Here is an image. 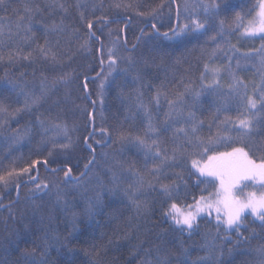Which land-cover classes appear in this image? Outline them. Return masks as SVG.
Segmentation results:
<instances>
[{
    "label": "trees",
    "instance_id": "16d2710c",
    "mask_svg": "<svg viewBox=\"0 0 264 264\" xmlns=\"http://www.w3.org/2000/svg\"><path fill=\"white\" fill-rule=\"evenodd\" d=\"M260 1L0 0V174L41 161L0 183V264H264L259 217L227 228L210 209L187 229L166 215L173 202L216 199L219 181L191 165L205 147L264 160V102L249 110L244 88L264 58L240 36ZM191 19L205 27L173 36ZM206 64L224 66L217 83ZM245 116L256 117L250 135L237 131ZM136 137L177 158L156 172Z\"/></svg>",
    "mask_w": 264,
    "mask_h": 264
},
{
    "label": "snow or ice",
    "instance_id": "6c2138e0",
    "mask_svg": "<svg viewBox=\"0 0 264 264\" xmlns=\"http://www.w3.org/2000/svg\"><path fill=\"white\" fill-rule=\"evenodd\" d=\"M119 7V5H117ZM206 14H210L218 5L215 4H205L203 5ZM258 16L260 17V26L255 28H250L248 31L250 34L255 35L256 33H264V0H261L259 4V12ZM81 18H83V14H81ZM107 21V17L103 18ZM87 27L91 29L93 27V22L89 20L87 22ZM153 28L156 26L153 25ZM205 27L204 23H201L198 19H191L189 23L178 25L176 30H173V36L179 37L187 30L195 29L200 30ZM31 30L30 28L28 29ZM94 35V33H93ZM167 37L168 33H164ZM214 39V38H213ZM264 47V46H262ZM259 51V50H257ZM41 52L45 56L48 53L41 47ZM112 50L109 49V60L111 61L110 68L115 64V59L112 56ZM2 58V57H0ZM11 59V57H9ZM28 57L26 56L25 59ZM55 57H53L54 59ZM206 70H210L214 75L218 74L219 69H209L208 65H205ZM203 76V74H202ZM63 79V77L61 78ZM87 80V77L85 78ZM216 83V81H213ZM239 85V81H237V86ZM87 88V84L84 85ZM103 87V85H101ZM233 87V86H230ZM182 99V96L180 97ZM39 98H36L32 101L33 104L37 102ZM261 101L264 102V93H261ZM173 102L169 101L171 105ZM246 103L248 109H256L258 101L254 99L252 96H248L246 98ZM26 107H30V105L26 102ZM191 116L192 113H189ZM227 121V118H226ZM256 122L255 116H245L243 119H239L236 123H238L237 131H242L245 135H250L253 131L254 123ZM102 131H106L103 130ZM149 131L155 132L154 128H149ZM177 132H184V129H177ZM192 132H196V126L192 127ZM187 136V133H184ZM200 143L203 141L196 137ZM217 139H220L218 136ZM236 139H243V137H237ZM136 140L139 144L147 149L152 154V158L154 160H158L159 163L153 165V170L159 172L164 166L168 164V162L174 161L177 157L176 155L167 156L162 155L159 151V146L157 141L153 140L151 143H148L145 139L141 137H136ZM189 143H192L191 139H189ZM212 143L211 138L209 139V144ZM156 148L155 151H152L153 148ZM61 147H67V145H62ZM91 148V145H89ZM176 150H174L175 152ZM209 148L205 147L202 152L195 153L200 156H207L206 160L192 159L191 165L196 171L200 174V176L204 177H213L219 181V188L215 193L216 199L213 201L212 196L204 197L201 196L199 200L195 202L194 205L189 204L186 206H180L177 203L173 202L170 204L169 209L166 212V215L170 216L176 225L186 226L187 229H192L197 216L204 212L205 210L215 209L217 212L216 219L218 221L221 220L220 213L223 212V223L227 226V228H238L240 226V222L242 217L245 214L251 213L254 216L259 217L261 221H264V193L257 195L255 192L247 193L245 198L241 199L239 196L235 195V191L239 190V185L242 181H257L259 180L260 186L264 187V160L261 163L257 164L254 160H252L249 156V153L245 151L244 148H233L231 152L226 153H214L212 155H207ZM51 154V153H49ZM41 161L33 160L31 164L17 170L13 168L5 174H0V183L7 185L10 182H14L18 177L28 174L33 171L36 165L40 164ZM43 163L47 165V160H44ZM88 165H85L87 167ZM55 171V169H53ZM72 172L71 167H68L64 172V176L70 177ZM29 179L35 181L38 179L37 177L29 176ZM142 186V184H141ZM150 186V185H149ZM16 187L19 188V184H16ZM49 185L46 182H41L35 185L34 191L42 192L47 189ZM166 195L171 197V193L173 191V185H164L160 186ZM138 187L135 191H139ZM195 209V210H193Z\"/></svg>",
    "mask_w": 264,
    "mask_h": 264
},
{
    "label": "rangeland",
    "instance_id": "374dc122",
    "mask_svg": "<svg viewBox=\"0 0 264 264\" xmlns=\"http://www.w3.org/2000/svg\"><path fill=\"white\" fill-rule=\"evenodd\" d=\"M261 2V1H260ZM259 2V4H260ZM259 4H258V7L256 9V12L255 14L253 15V18L249 21H247L245 23V25L243 26V31L242 33L240 34V36L243 38L242 41L244 42V44H242L243 46V49L244 50H250V52H256V54L258 55V53H260V57L264 58V39L263 41H258L257 39L259 40H262V37H264V33H256L255 35L253 34H250L249 33V29L250 28H255V27H259L260 26V17L258 16V12H259ZM242 41H239V42H242ZM252 45H254V48L252 49ZM259 50V51H257ZM261 65L260 67H257L255 69V72H253L252 76L249 77V82H247L244 86V88H247V94L246 96H252L254 97V99H257L258 96H261V93H264V65L262 64V60L260 59ZM212 68H215V69H219V72L218 74H213L211 71H210V75L208 76V80L209 82L213 83V81H219L222 73L224 72V66L222 65H214ZM245 76L247 77V73L245 74ZM219 83V82H218ZM214 84V83H213ZM244 183H248V182H254L256 183L257 185H253L252 187H258V190L257 191H252V192H255L257 195H260L261 193H264L263 192H260L259 191V187L261 189V186H260V182L259 180L257 181H242ZM239 187V186H238ZM236 192V191H235ZM237 196H239L241 199L245 198V195L243 194H240L237 193L236 194Z\"/></svg>",
    "mask_w": 264,
    "mask_h": 264
}]
</instances>
